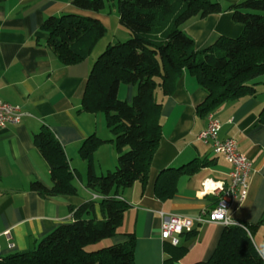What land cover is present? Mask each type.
<instances>
[{
  "label": "crops",
  "instance_id": "0c3cea01",
  "mask_svg": "<svg viewBox=\"0 0 264 264\" xmlns=\"http://www.w3.org/2000/svg\"><path fill=\"white\" fill-rule=\"evenodd\" d=\"M226 1L234 4L239 0ZM222 8L223 13L205 19L196 17L181 27L195 40L197 50L213 46L221 37L237 38L243 33V25L235 23L232 12ZM63 15L98 19L107 29L91 55L72 65L57 58L43 28L49 17ZM129 38L115 6L93 12L75 7L73 0L0 2V99L20 106L24 113L20 124L0 129L1 256L35 249L55 229L73 223V212L83 203L94 201L95 215L103 219L102 196L87 187L88 162L80 150L92 136L107 141L94 152L95 173L99 177L116 169L119 152L110 142L113 135L106 115L85 111L83 98L100 55L109 45ZM136 92V85L122 84L119 97L123 93L129 103ZM207 98V91L188 71L175 81L172 94L166 96L161 90L157 93L156 99L162 104V136L147 184L137 181L119 192L118 198L129 208L118 234L107 239L112 246L127 242L133 234L135 264L207 262L219 245L226 227L216 223L201 225L193 233L182 235L177 247L161 238V213L197 217L203 209L216 207L218 201L210 193L197 198L203 181L211 179L226 185L230 182L231 163L215 155L210 144L197 140L208 126V115L198 112ZM263 110L264 96L256 88L255 95L226 102L214 111L222 125L219 138L235 139L239 151L252 163L248 198L237 203L229 215L235 221L259 224L253 241L260 253L264 250ZM44 128L51 131L65 152L75 176L76 195L44 197L31 188L34 182L47 188L53 186L49 163L35 144V136Z\"/></svg>",
  "mask_w": 264,
  "mask_h": 264
},
{
  "label": "trees",
  "instance_id": "16d2710c",
  "mask_svg": "<svg viewBox=\"0 0 264 264\" xmlns=\"http://www.w3.org/2000/svg\"><path fill=\"white\" fill-rule=\"evenodd\" d=\"M73 5L93 12L115 6L121 25L130 33L128 40L109 45L100 55L83 98L85 111L106 115L113 135L110 142L119 152L116 169L99 177L94 152L107 141L92 136L80 150L88 162L87 187L102 196L103 219L96 217L94 201L83 203L74 210L73 223L55 229L31 251L3 257L0 264H135L133 234L122 244L93 251L88 247L118 234L129 208L118 198L119 192L137 181L147 184L162 136L158 91L172 94L175 81L188 71L208 93L198 108L199 114L208 115L226 102L255 95L258 83L253 80L264 75V15L252 13L264 12V0L232 4L228 10L233 21L243 25V33L221 37L201 51L181 27L193 18L223 13L213 0H73ZM43 28L49 47L65 65L86 59L107 33L100 20L78 15L49 17ZM122 84L137 86L132 103L119 99ZM35 144L49 163L53 186L34 182L32 190L44 197L76 195L75 176L51 131L44 128ZM243 224L245 228L226 227L211 259L198 264H264L253 241L259 224Z\"/></svg>",
  "mask_w": 264,
  "mask_h": 264
},
{
  "label": "built area",
  "instance_id": "2783aa9c",
  "mask_svg": "<svg viewBox=\"0 0 264 264\" xmlns=\"http://www.w3.org/2000/svg\"><path fill=\"white\" fill-rule=\"evenodd\" d=\"M23 116L24 113L20 106L12 105L0 99V129H5L9 125L20 124ZM221 129L222 125L216 118L215 113L211 112L208 114V126L198 135L197 140L207 145L210 144L215 155L223 156L231 163L230 182L228 185L222 183V188H216L215 191L209 192L216 196L219 202L213 209H203L197 217L165 216L164 213H161L164 218L161 238L175 247L180 245L182 235L192 233L197 227L207 223L221 224L225 227L241 226L245 228L244 224L235 221L229 215V212L237 203H243L248 198L252 163L246 155L239 151L235 139L221 140L219 138ZM165 222H168L167 227L164 226ZM177 227L180 228L179 232L176 231ZM165 231L169 233L167 239L163 237ZM4 235L9 236V232H5ZM2 260L3 256L0 255V262Z\"/></svg>",
  "mask_w": 264,
  "mask_h": 264
},
{
  "label": "rangeland",
  "instance_id": "374dc122",
  "mask_svg": "<svg viewBox=\"0 0 264 264\" xmlns=\"http://www.w3.org/2000/svg\"><path fill=\"white\" fill-rule=\"evenodd\" d=\"M213 1L220 3L224 7V9H229L230 6L233 4L232 2L226 1V0H213ZM242 1H245V0H242ZM252 13H260V14L264 15V12H252ZM104 42H106V41H104ZM256 81L259 82L258 85L256 86V88L258 89V93L260 94V96H264V75L253 80V83H256ZM136 94H137V92H136ZM123 98H124V94L122 93L121 97H119V99L122 101H126ZM132 101L129 103H132ZM110 245H111L110 240H104L101 243H97L95 245L88 247V250L93 251V250L100 249L102 247H108Z\"/></svg>",
  "mask_w": 264,
  "mask_h": 264
},
{
  "label": "clouds",
  "instance_id": "9594fccd",
  "mask_svg": "<svg viewBox=\"0 0 264 264\" xmlns=\"http://www.w3.org/2000/svg\"><path fill=\"white\" fill-rule=\"evenodd\" d=\"M222 187H223V184L220 181H212L211 179H205L203 181V190L197 192V198L202 199L205 195L209 194V192L215 191L216 188H222ZM164 226L167 227L168 222H165ZM176 231L179 232L180 228L177 227ZM168 235L169 233L167 231L163 233V237L165 239H167ZM173 243H175V241H173ZM261 253L262 255H264V250H261Z\"/></svg>",
  "mask_w": 264,
  "mask_h": 264
}]
</instances>
